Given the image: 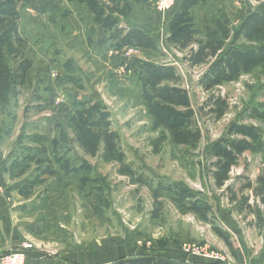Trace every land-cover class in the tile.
I'll use <instances>...</instances> for the list:
<instances>
[{
  "label": "rangeland",
  "instance_id": "rangeland-1",
  "mask_svg": "<svg viewBox=\"0 0 264 264\" xmlns=\"http://www.w3.org/2000/svg\"><path fill=\"white\" fill-rule=\"evenodd\" d=\"M100 1L119 27L144 30L162 43L160 52L135 49L125 65L132 60L137 66L174 67L175 76L161 84L188 93L190 107L178 109L193 113L202 139L195 146L177 145L171 132L151 115V103L136 76L114 79V84L109 61L89 58L86 34L69 14L75 0H24L17 6L18 25L33 67L15 93L0 75V169L4 162L16 166L14 155H30L31 147L41 150L43 145L46 153L36 155H52L55 160L45 158L37 168L32 164L31 183L39 179L35 176L41 169L50 175L33 191L20 190L25 176L18 171H0V188L6 191L0 192V216H9V222L3 221L9 229L2 235L9 240L12 229L27 241L23 245H32L30 250L67 262L83 253L86 260L95 257L104 261L101 264L146 256L168 264H258L264 254V63L207 92L200 80L217 59L213 56L193 65L190 55L199 41H211L212 33H217V40L224 39L219 25L229 31L225 48L259 47L263 38L240 31L250 15L264 10V0L212 1L209 9L215 19L201 12L198 30L186 49L167 42L177 0L163 12L156 8L158 0ZM113 48L126 57L128 48L117 44ZM16 63L7 57L4 73L16 69ZM68 71L78 76L83 88H68L59 81ZM77 90L81 95L96 93L94 101L110 114L109 127L93 130L118 136L117 157L104 152L101 137L92 139L88 134L84 142L79 139V130L71 124L75 108H81H73ZM211 96L228 104L219 120L211 113ZM253 110L262 117H254ZM237 128L249 133H237ZM39 137L44 141H37ZM225 140L245 150L236 155L229 179L220 188L215 177L217 148ZM87 141L90 146L85 148ZM53 164L55 170L61 164L67 173L77 172L70 176L62 170L52 176ZM244 198L246 208L240 204ZM9 241L0 247V255L23 251Z\"/></svg>",
  "mask_w": 264,
  "mask_h": 264
},
{
  "label": "trees",
  "instance_id": "trees-1",
  "mask_svg": "<svg viewBox=\"0 0 264 264\" xmlns=\"http://www.w3.org/2000/svg\"><path fill=\"white\" fill-rule=\"evenodd\" d=\"M24 0H0V75L7 80L10 88L15 92L26 82L28 71L33 67V61L25 56V40L22 38L19 25L17 6ZM82 5H86L95 15V22L98 23L107 33L108 40L114 41L118 48L134 47L152 52H160L159 42L146 31L138 28H122L115 17L109 12L100 0H78ZM207 0H184L179 8V12L170 18L168 30L171 32L167 39L168 44L176 45L181 49H186L191 42V36L195 34V21L190 16V9L195 6L204 7ZM221 24V20H216ZM222 26V25H221ZM219 25L222 37L227 39V31ZM251 38H263L264 41V10L250 15L242 25L241 31ZM217 33H212L214 37L211 41L203 43L198 42L197 50L191 51L190 60L193 65H198L210 57H216L217 62L201 78L200 86L207 92L223 85L227 82H233L243 71L250 70L255 66L264 63V43L256 49L243 51L237 46L225 48L224 39L217 40ZM182 41V42H180ZM11 57L17 61V68L10 69L4 73L3 69L6 64V58ZM125 66V65H122ZM128 65L127 71H131L136 76L139 83L142 84L146 99L151 103L150 112L155 117L158 125L166 127L172 134L177 145L195 146L202 139V132L193 119L194 115L190 110L181 111L179 107H190L188 93L184 89L176 87H165L162 81L170 76H175L174 67H165L156 64L139 63ZM72 67V66H71ZM69 66V71H72ZM66 72L59 77V81L71 82L82 87L81 80L74 75V72ZM7 72V70H6ZM132 73L129 74L131 76ZM129 79V77H128ZM2 92V89H1ZM210 104L213 106L211 113L215 114L216 119L223 118L228 110V104L222 97H210ZM75 105V103H74ZM76 105L82 106V110H75L72 114L71 124H74L79 130V139L84 142L88 139V134L92 139H102L104 143V152L111 156L117 157L118 136L114 133L105 131L98 135L93 128H107L109 114L104 111L101 102L79 101ZM98 114L99 121H93V115ZM254 117H262L258 110H253ZM246 132L242 128H237V133ZM249 133L248 131L246 132ZM37 141H44L45 138H36ZM217 148L218 159L216 185L223 187L228 181V169L235 163L236 155L240 154L244 147L239 143L225 140ZM89 141L85 144V148ZM92 147V146H91ZM26 149V148H25ZM94 149V148H93ZM46 153V147L43 145L41 150H35L32 147L28 151L27 157L31 158V153ZM63 165L69 167L67 161L60 160ZM51 170V168H50ZM49 171V170H48ZM54 170H51L53 173ZM71 170L70 173H76ZM37 182V181H36ZM36 182H33L35 184ZM40 182V181H39ZM250 187V184L248 185ZM236 195L232 199H236ZM248 199L244 198L240 203L245 208ZM250 208V207H249ZM228 242V239H226ZM27 252V251H25ZM27 256V255H26ZM112 264H168L154 257L146 256L139 258H121Z\"/></svg>",
  "mask_w": 264,
  "mask_h": 264
},
{
  "label": "crops",
  "instance_id": "crops-1",
  "mask_svg": "<svg viewBox=\"0 0 264 264\" xmlns=\"http://www.w3.org/2000/svg\"><path fill=\"white\" fill-rule=\"evenodd\" d=\"M183 1L184 0H177L173 15H175L179 12L178 9L180 8ZM212 1H214V0H207V3H206L207 7L205 10H204V8H201L199 6H195V7H192L190 9V16L193 17L194 21H195V29H197V27L199 25L198 23L201 20V17L203 16L201 14V12H204L205 15H207L208 17H211V20L215 19V16L211 14L212 13L211 9H209L212 6V3H211ZM79 6L82 7V9H80ZM73 7H75V10H73ZM84 9H86V10L84 11ZM70 10L71 11H69V14H71V17H73L75 19V22L77 21L79 23V26H80L79 29H81L82 34H86V44L88 45V46L86 45V47H87V50L89 53V55H88L89 58L90 59L92 58L96 62H100L103 60L109 61L107 63L108 70H109L108 72H109V75H110V73L112 74V80L114 81L113 83L115 84L116 81H119V79H120V77L116 71L118 68L122 67V64L125 65L128 58L122 57V55L111 54V49H113V47H115L116 43L114 41L112 42V41L108 40L106 31L98 23L95 22V15L87 6L80 4L78 2V0H75V4H73L71 6ZM49 16H51V14H49ZM51 18L53 19L54 16ZM77 31L78 30H76L72 34L75 35ZM147 33L150 34L149 32H147ZM52 44L53 43H51V45ZM159 45H162V43L159 42ZM129 62L131 65L137 66V64H134L132 62V60H129ZM71 66L73 69H75V65L73 64V61H72ZM125 66L128 67V65H125ZM72 71H74V70H72ZM78 71L80 72L79 69H78ZM129 72L132 73V75H134L133 72H131V71H129ZM132 75L129 76V79H132ZM114 79H116V81ZM62 83L66 84V87H68V88L77 87L78 90L80 88H83V87H79L76 84L71 83V82L64 81ZM112 86H113V84H112ZM72 90H74V89H72ZM78 90L75 92L77 95H73L71 93L73 96L78 97V98H75V102H72L73 104L76 103V101L79 102L80 99L82 101H92V103L96 102L93 99V97L97 96L96 93H94L95 95L94 94H92V95L91 94L90 95H86V94L81 95ZM81 90H83V89H81ZM75 106H79V105H74L73 108H75ZM80 107L81 108H75V109L76 110H82L83 107L82 106H80ZM104 111L107 112L105 109H104ZM97 116H98V114H96V113L93 115V118H92L93 121H99V116L98 117ZM109 117H110V114H109ZM108 122L111 123L109 118H108ZM27 156L28 155H14V157H15L14 162H16L18 160L17 165L16 166L12 165V167L11 166L8 167L5 165V162H4L5 167H4V165H1L0 171H1V173H4L5 170H7V169L10 171H12V170L18 171L19 174H22L25 176L23 181L21 182L20 190L33 191L37 187L41 186L42 182H36L35 184L31 183V179H29V178L34 176V174H31V173H33L35 171V169L33 171L30 170V168H32V164H35L36 168H37L38 163L40 161H44V159L46 158V160L52 162L53 160H55V157H53L52 155L50 157H49V155H31V158L27 157ZM65 157H67V156H65ZM59 159L61 160V157ZM59 167H57L58 169L55 170V164L52 165L53 170L55 172L57 171L56 173L54 172V174H51L52 176L59 174V173H62V170L66 171L64 168H62L61 164ZM45 170H46L45 168L41 169L39 172V175L35 176V179L39 177V179L37 181H41L43 178H48L50 176L48 173H46ZM36 172H37V170H36ZM65 174L70 175V176L73 175V173H67V171ZM65 186H67V185H65ZM14 188H16V187H14ZM2 191H3L2 194L4 195L5 190H3V188H0V192H2ZM0 200H1V204H2L3 200L1 198H0ZM4 209L5 208L2 207V210H4ZM3 221L9 222V216L6 215L5 213H3V215L0 216V247L2 248V245L4 246L9 240H10L9 242H11L10 245L14 249L23 247L24 246L23 244L25 242L27 243V241L24 238H21L22 236H19L18 234L14 235V233L12 232V229H10V231L13 234V237L10 238L9 240L6 239L5 235L4 236L2 235L1 231L3 232L4 229H5V231H7L9 229L8 224L4 225ZM26 255L27 256H26L25 264H101V263H104V261H102L101 259L100 260L96 259L95 257H93V258L89 257L92 260L91 259L86 260L88 258V255H83V253L74 255L73 257H71V259H69L68 262L64 261V260L59 261V260H54L52 258L51 259L46 258L45 256H43L42 254H40L36 250H27ZM257 263L258 264H264V254L262 255L261 259H259V262H257Z\"/></svg>",
  "mask_w": 264,
  "mask_h": 264
},
{
  "label": "built area",
  "instance_id": "built-area-1",
  "mask_svg": "<svg viewBox=\"0 0 264 264\" xmlns=\"http://www.w3.org/2000/svg\"><path fill=\"white\" fill-rule=\"evenodd\" d=\"M174 1L173 0H158L156 3V8L158 11L163 12L169 10L173 6ZM128 51L125 54L126 57H131L133 55V51L137 48L134 47H127ZM111 54L113 55H120L121 52L117 50V48L111 49ZM117 74L119 75L120 78H126L128 79L129 73L127 71L126 66H122L117 69ZM54 77L57 75L54 74ZM61 103V100L59 99L56 101V104L59 105ZM32 249V245L30 244H25L23 246V251H18V252H10L9 254L6 255H0V264H25L26 260V254L25 251Z\"/></svg>",
  "mask_w": 264,
  "mask_h": 264
}]
</instances>
